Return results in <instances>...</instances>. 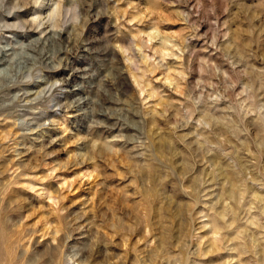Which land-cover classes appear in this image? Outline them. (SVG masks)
Wrapping results in <instances>:
<instances>
[{
  "label": "clouds",
  "instance_id": "clouds-1",
  "mask_svg": "<svg viewBox=\"0 0 264 264\" xmlns=\"http://www.w3.org/2000/svg\"><path fill=\"white\" fill-rule=\"evenodd\" d=\"M124 2L0 0V264H264V0H158L139 36Z\"/></svg>",
  "mask_w": 264,
  "mask_h": 264
},
{
  "label": "rangeland",
  "instance_id": "rangeland-1",
  "mask_svg": "<svg viewBox=\"0 0 264 264\" xmlns=\"http://www.w3.org/2000/svg\"><path fill=\"white\" fill-rule=\"evenodd\" d=\"M120 12L125 20L124 28L128 30V34L132 36H139L143 33L150 34L155 22L164 19H174V17L171 16V13L174 12V9L168 7L163 3H158V0H125V2L120 5ZM137 18H139V20ZM117 22V19L114 18L112 21L113 28L116 27ZM133 22L136 23V28H138L139 31L130 29V26ZM103 27L105 28V30H107L108 25L105 24L103 25ZM161 27L164 30L168 31L179 30V28L174 26L172 23H164L161 25ZM261 54L264 55V53ZM133 81L135 83V77H133ZM136 86L139 87V84H137ZM72 139H74V137H68L66 140L62 141L56 146L55 150L60 153V155H58L55 160H50V165L64 164L69 159V157L72 155L73 150L71 148H68L67 146L71 143ZM10 160L11 157H9L7 160L0 161V174L5 173ZM29 161L35 163L34 154L29 155L25 160V163H28ZM123 163L124 161L122 160L120 163V168H123ZM89 171L90 169L88 168L73 166L66 172L60 173L63 179L56 186L63 187L65 184H67L70 188L74 189L77 194L70 197L69 202L77 203L80 207H83L85 202L90 205L93 203L103 204L105 200H108V206H111L112 202L117 199L120 186L118 184L108 183L107 188L101 194L99 185H87V182L82 180V177L85 175V173ZM113 171V169H109V171L105 173L109 180L112 179ZM37 175L44 176L47 175V172L41 171L37 173ZM5 179H7L6 176ZM0 183H3V181H0ZM82 184H84L85 186L81 187ZM97 196H99L98 200ZM13 198L14 200L20 202L25 199V196L21 192H15L13 194ZM40 206L41 205L38 203L33 208H30L29 211H35ZM40 218L41 216L37 215L33 220V223L38 222ZM136 239L139 240L140 237H137ZM221 259L222 257L213 258L209 261V264H220Z\"/></svg>",
  "mask_w": 264,
  "mask_h": 264
}]
</instances>
